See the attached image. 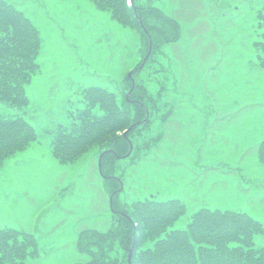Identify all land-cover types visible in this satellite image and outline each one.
Returning <instances> with one entry per match:
<instances>
[{"label":"rangeland","instance_id":"374dc122","mask_svg":"<svg viewBox=\"0 0 264 264\" xmlns=\"http://www.w3.org/2000/svg\"><path fill=\"white\" fill-rule=\"evenodd\" d=\"M6 1L33 21L42 44L38 69L25 85L27 103L0 102V117L20 114L37 132L0 165V226L33 234L37 253L23 264H79L86 256L76 238L86 227H107L109 194L96 146L58 162L52 138L81 108V87L103 85L121 95L140 58L138 35L90 0ZM145 1L181 21L180 39L164 47L163 57L154 55L157 69L161 58L170 59L156 75L166 76L160 106L170 95L174 106L165 120L154 115L149 128L134 133L132 157L120 158L116 170L119 199L178 197L185 211L174 226L200 206L245 210L262 222L254 242L264 246V165L256 154L264 139V62L254 46L258 0ZM159 84L147 83L153 91Z\"/></svg>","mask_w":264,"mask_h":264},{"label":"trees","instance_id":"16d2710c","mask_svg":"<svg viewBox=\"0 0 264 264\" xmlns=\"http://www.w3.org/2000/svg\"><path fill=\"white\" fill-rule=\"evenodd\" d=\"M90 1L117 23L135 28L140 58L131 76L124 78L120 96L103 85L81 87V108L70 115L69 127L57 125L52 138L51 151L58 162H71L94 146L103 152L100 174L112 196V218L104 229H81L76 248L86 258L79 264H128L131 245V264H264V246L254 242L256 233L263 229L262 222L245 210L200 206L189 213L182 226H174L185 211V204L178 197L159 199L144 195L130 201L119 199L122 182L116 170L120 158L132 157L128 139L132 141L135 132L149 128L154 115L165 120L174 106L170 94L169 102L160 106L159 91L164 87L160 84L166 76L156 75L158 69H167L164 66L170 59L164 64L161 58L157 69L154 55L160 53L163 57L164 47L180 39L182 25L171 10L165 11L150 1ZM258 3L253 16L260 37L254 46L263 63L264 0ZM41 44L33 21L9 1L0 0V102L18 106L27 103L25 85L38 69L36 58ZM153 62L156 65L151 73L145 78L139 76V71L144 66L152 68ZM151 80L160 83L154 91L147 85ZM130 124L131 128H127ZM36 136V129L22 115L1 116L0 165ZM160 136L157 133L154 140ZM256 154L264 165V139L259 141ZM36 253L31 232L0 226V264H23L25 258Z\"/></svg>","mask_w":264,"mask_h":264},{"label":"water","instance_id":"95a60500","mask_svg":"<svg viewBox=\"0 0 264 264\" xmlns=\"http://www.w3.org/2000/svg\"><path fill=\"white\" fill-rule=\"evenodd\" d=\"M129 2L132 3L133 0H129ZM131 72H132V70L129 71V72L127 73V75L130 76ZM129 128H130V127H129ZM123 134H124V133H123ZM102 154H103V152H101V153L98 155V158H97V161H98V167H99V168H100V163H101L100 158H101ZM131 255H132V246H130V247L128 248V254H127V262H128V264H131V262H130Z\"/></svg>","mask_w":264,"mask_h":264}]
</instances>
